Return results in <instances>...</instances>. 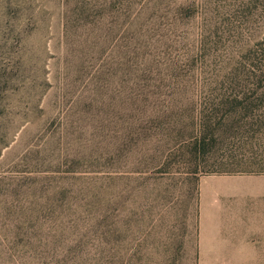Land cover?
<instances>
[{"label": "rangeland", "instance_id": "obj_1", "mask_svg": "<svg viewBox=\"0 0 264 264\" xmlns=\"http://www.w3.org/2000/svg\"><path fill=\"white\" fill-rule=\"evenodd\" d=\"M220 1L0 0V264H47L22 244L30 227L57 225L47 216L119 211L127 253L135 214L157 202L181 212L194 184L170 155L173 114L183 121L190 97L188 47L215 6L234 14L248 4ZM263 32L264 22L254 34ZM195 188L198 202L201 191L228 193L223 206L264 212V175L203 176ZM188 214L171 263L264 264L200 262ZM143 259L166 262L159 245Z\"/></svg>", "mask_w": 264, "mask_h": 264}, {"label": "trees", "instance_id": "obj_2", "mask_svg": "<svg viewBox=\"0 0 264 264\" xmlns=\"http://www.w3.org/2000/svg\"><path fill=\"white\" fill-rule=\"evenodd\" d=\"M247 1L246 9L234 14L215 6L214 19L204 18V34L188 47L183 89L190 97L183 121H179L181 114H173L176 143L170 155L174 162H185V180L194 184V193H188L181 212L170 215L171 208L157 202L152 211L135 214L130 219L135 228L127 253L119 211L47 216L57 225L45 231L30 227L25 243L21 242L33 257L41 255L51 264H143V254L159 245L166 260L161 264H168L172 249L177 256L184 251L190 209L197 224L199 178L264 175V32L254 34L264 22V0ZM207 12L211 11L205 8L204 15ZM157 224L159 241H149ZM177 230L180 233L175 234ZM174 238L175 243H170ZM175 260L169 264H176Z\"/></svg>", "mask_w": 264, "mask_h": 264}, {"label": "crops", "instance_id": "obj_3", "mask_svg": "<svg viewBox=\"0 0 264 264\" xmlns=\"http://www.w3.org/2000/svg\"><path fill=\"white\" fill-rule=\"evenodd\" d=\"M228 193L201 191L198 211L200 262L264 263V212L228 208L220 199Z\"/></svg>", "mask_w": 264, "mask_h": 264}]
</instances>
